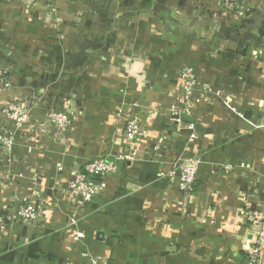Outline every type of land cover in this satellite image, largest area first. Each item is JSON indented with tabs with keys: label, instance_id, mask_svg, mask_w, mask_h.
I'll return each mask as SVG.
<instances>
[{
	"label": "crops",
	"instance_id": "crops-1",
	"mask_svg": "<svg viewBox=\"0 0 264 264\" xmlns=\"http://www.w3.org/2000/svg\"><path fill=\"white\" fill-rule=\"evenodd\" d=\"M183 1L0 0V71L12 83L0 89V132L16 139L0 158V264H247L255 232L242 197L264 210V0ZM184 67L223 95L185 118L192 142L160 108L183 106ZM9 100L30 103L27 124L3 115ZM49 112L72 125L49 127ZM133 113L147 130L139 159L78 205L63 193L71 169L128 151ZM185 157L202 159L190 199L168 176ZM19 194L39 195L36 223L9 220Z\"/></svg>",
	"mask_w": 264,
	"mask_h": 264
},
{
	"label": "built area",
	"instance_id": "built-area-1",
	"mask_svg": "<svg viewBox=\"0 0 264 264\" xmlns=\"http://www.w3.org/2000/svg\"><path fill=\"white\" fill-rule=\"evenodd\" d=\"M231 0H220V5L225 4L229 6ZM52 12L55 13L56 7H51ZM180 93L182 96L183 106L180 107L175 103L170 104L167 109L160 106L161 110H165L170 115L173 122L177 125L179 130L187 131L189 135V142L196 139V125L193 122H186V117H192L194 107L202 104H211L214 99L223 98L219 91H213L202 84L196 76L195 71L191 67H184L180 71ZM12 83L5 77V72L0 71V89H9ZM27 100H12L5 102L3 106V115L6 119H10L16 123L18 127L27 124L31 120V109L29 108ZM228 104V102H227ZM228 107L235 113L240 112L228 104ZM47 116V125L56 128L58 131L66 130L72 125L70 114L67 112H49ZM41 125L37 132L46 134L48 126ZM125 138L130 144V149L113 158L100 157L94 159L82 168L73 167L70 171V181L63 193L74 197L78 205L82 206L91 202L94 198L99 196L107 187L105 178L115 174L118 170L119 162H135L139 159L140 148L139 144L147 137V130L144 129L141 123L140 115L138 113L130 114L124 128ZM15 133L9 129H4L0 132V158L12 159V153L15 145ZM202 163L200 157L196 158H180L169 172L168 176L172 181H175L177 187L187 198H192L196 193L197 174ZM250 168L249 165H242ZM226 166V169H229ZM39 195L28 197L27 195L19 194L13 198V203L17 204L13 217L9 220L20 219L26 224L36 223L40 219V208L37 204ZM243 206L241 208L242 214L246 217V222L252 232H255V240L248 243L249 255L247 264H264V210L255 211L250 208V197H242ZM11 215V216H12ZM0 219V225L2 224ZM83 238L82 233H77L75 239ZM88 259L91 257L88 254L84 255ZM90 264H109V261L103 257H94L90 259Z\"/></svg>",
	"mask_w": 264,
	"mask_h": 264
},
{
	"label": "rangeland",
	"instance_id": "rangeland-1",
	"mask_svg": "<svg viewBox=\"0 0 264 264\" xmlns=\"http://www.w3.org/2000/svg\"><path fill=\"white\" fill-rule=\"evenodd\" d=\"M185 2H188V1H187V0H186V1H183V3H185ZM220 4H221V3H220V2H218V6H223V5H220ZM179 7H180V8H182L180 5H179ZM183 7L185 8V7H186V5H184ZM182 9H183V8H182ZM180 10H181V9H180Z\"/></svg>",
	"mask_w": 264,
	"mask_h": 264
}]
</instances>
